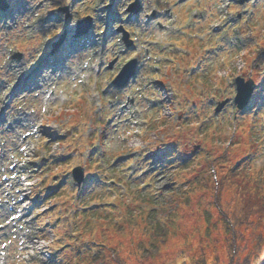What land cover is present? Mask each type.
Returning a JSON list of instances; mask_svg holds the SVG:
<instances>
[{
    "label": "clouds",
    "instance_id": "1",
    "mask_svg": "<svg viewBox=\"0 0 264 264\" xmlns=\"http://www.w3.org/2000/svg\"><path fill=\"white\" fill-rule=\"evenodd\" d=\"M0 264H264V0H0Z\"/></svg>",
    "mask_w": 264,
    "mask_h": 264
},
{
    "label": "water",
    "instance_id": "2",
    "mask_svg": "<svg viewBox=\"0 0 264 264\" xmlns=\"http://www.w3.org/2000/svg\"><path fill=\"white\" fill-rule=\"evenodd\" d=\"M90 24L88 22H84L82 23L79 28H78V34H82L87 32V30L89 29ZM65 35L61 36L59 38V40L55 43V47L53 48V51L57 49V47L60 45V43L63 41Z\"/></svg>",
    "mask_w": 264,
    "mask_h": 264
},
{
    "label": "rangeland",
    "instance_id": "3",
    "mask_svg": "<svg viewBox=\"0 0 264 264\" xmlns=\"http://www.w3.org/2000/svg\"><path fill=\"white\" fill-rule=\"evenodd\" d=\"M37 68H38V70H37L36 72H32L33 74H31L30 77H31V76H34L35 74H37V73L39 72V66H37ZM33 71H34V69H33ZM30 77H28L27 82H25L26 84L23 83L24 85H26V87H28V86L30 85ZM26 78H27V77H26ZM22 87H23V86H22ZM32 163L35 164V163H39V162L34 160V161H32ZM13 170H14V169H13ZM13 170H11L12 173L15 172V171H13ZM49 187H54V185H49ZM25 197H26V196H25ZM27 198H28V199H32L31 197H28V196H27Z\"/></svg>",
    "mask_w": 264,
    "mask_h": 264
}]
</instances>
